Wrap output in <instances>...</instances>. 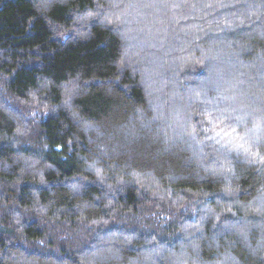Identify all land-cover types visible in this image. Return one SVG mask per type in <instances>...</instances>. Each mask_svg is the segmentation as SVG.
<instances>
[{"label":"trees","instance_id":"trees-1","mask_svg":"<svg viewBox=\"0 0 264 264\" xmlns=\"http://www.w3.org/2000/svg\"><path fill=\"white\" fill-rule=\"evenodd\" d=\"M217 109L264 118V0H0V264H264Z\"/></svg>","mask_w":264,"mask_h":264},{"label":"snow or ice","instance_id":"snow-or-ice-1","mask_svg":"<svg viewBox=\"0 0 264 264\" xmlns=\"http://www.w3.org/2000/svg\"><path fill=\"white\" fill-rule=\"evenodd\" d=\"M220 115H214L212 112H208L205 115V119L208 124L211 125L206 131H210L213 135L208 137L209 139L216 140L220 144L221 148L226 149L227 152H236L238 155L243 152L246 156H251L250 163L257 162V159L264 164V156H260L259 152H251V144L249 143L251 133H257L253 140V143L259 145L264 138L258 133L264 132V118L259 123H254L253 127L247 129L243 134L238 131L240 122L242 120L239 116L224 115L226 110L217 109ZM192 135V133H189ZM247 145V146H246Z\"/></svg>","mask_w":264,"mask_h":264}]
</instances>
